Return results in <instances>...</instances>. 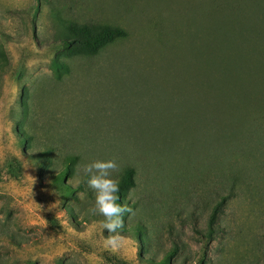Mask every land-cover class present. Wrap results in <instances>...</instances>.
<instances>
[{"label": "rangeland", "instance_id": "rangeland-1", "mask_svg": "<svg viewBox=\"0 0 264 264\" xmlns=\"http://www.w3.org/2000/svg\"><path fill=\"white\" fill-rule=\"evenodd\" d=\"M69 23L125 36L72 52ZM211 46L254 62L264 0H0V264H158L174 246L193 264L221 196L201 264H264V122L213 86ZM97 159L131 171L116 249L81 171Z\"/></svg>", "mask_w": 264, "mask_h": 264}, {"label": "trees", "instance_id": "trees-1", "mask_svg": "<svg viewBox=\"0 0 264 264\" xmlns=\"http://www.w3.org/2000/svg\"><path fill=\"white\" fill-rule=\"evenodd\" d=\"M65 27H67V30H69L70 40L65 42L66 38H60V41L66 43L68 46L64 47L71 50L72 52L96 53L101 47H103L104 44L116 38H122L125 36V31L121 27L106 24L93 27L87 24L69 23ZM247 48H250V51L254 54L256 60L250 63L249 66L243 67L242 65L244 64H240L242 61V54L240 52L239 46H211V50H213L214 53V58L211 59L210 62L212 65V70L211 67H209V70L213 71L214 73H219V75L212 76V79L213 86L216 85L215 83L217 80H222L220 81L221 84L218 86V90L220 92H228L229 94H231L232 91L235 92L233 99L231 98L232 96L227 98L226 102H228V104H232L239 109L241 108L242 111L245 110L246 115H244V118L247 116L250 121L260 120L264 122V107L260 108L256 106V108L253 109L254 100L256 98L255 96L257 95V89L262 81L259 78L257 71L254 69L258 66V64L260 66V63L264 62V46H247ZM228 67H238L241 70L237 71L235 76L232 75L229 76V78H225L222 75ZM201 69L206 70L203 67ZM254 73L257 75L253 76ZM234 86L236 87L232 90ZM255 109L257 112L254 111ZM258 109H262V112H259ZM66 171L67 167H65L62 171H59L58 177H63L66 174ZM130 175L131 171L126 169L124 171L123 178L119 181L120 192L118 195L120 196V200L118 203L123 202L121 195L123 189L129 186ZM225 198L226 196H221L219 200L216 201L208 217L207 230L203 233H199L198 241L200 244V253L193 264H201L205 257L204 255L206 246L213 239V222L222 202L225 201ZM175 253L176 247L174 246L163 255L158 264H171V259Z\"/></svg>", "mask_w": 264, "mask_h": 264}, {"label": "clouds", "instance_id": "clouds-1", "mask_svg": "<svg viewBox=\"0 0 264 264\" xmlns=\"http://www.w3.org/2000/svg\"><path fill=\"white\" fill-rule=\"evenodd\" d=\"M119 165L115 159L95 160L84 164L81 171L87 177L86 184L95 194V205L92 211L104 217L100 226L107 232L105 244L116 249L123 237L120 230L124 227V215L131 213L132 208L118 203L120 196L119 180L113 177V173L119 172Z\"/></svg>", "mask_w": 264, "mask_h": 264}]
</instances>
